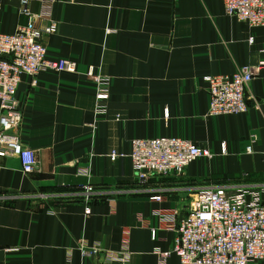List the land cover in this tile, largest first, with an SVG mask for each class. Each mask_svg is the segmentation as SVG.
Instances as JSON below:
<instances>
[{
	"label": "crops",
	"instance_id": "crops-1",
	"mask_svg": "<svg viewBox=\"0 0 264 264\" xmlns=\"http://www.w3.org/2000/svg\"><path fill=\"white\" fill-rule=\"evenodd\" d=\"M43 2L51 14L35 26L57 23L41 38L47 58L77 70L40 73L35 86L21 77L17 134L36 168L24 174L18 157H0V264H120L82 257L80 241L126 249L128 264H180L164 253L195 194L222 187L264 200V69L245 91L254 101L244 114L208 116L204 81L264 62L263 27L226 16L219 0H33L30 11ZM26 23L18 0H2L0 33ZM94 76L109 80L98 113ZM157 137L206 144L212 157L140 183L131 142Z\"/></svg>",
	"mask_w": 264,
	"mask_h": 264
},
{
	"label": "built area",
	"instance_id": "built-area-1",
	"mask_svg": "<svg viewBox=\"0 0 264 264\" xmlns=\"http://www.w3.org/2000/svg\"><path fill=\"white\" fill-rule=\"evenodd\" d=\"M33 0H18L20 14L27 23L12 34L0 33V157L16 156L24 174L36 168L34 152L24 146L18 137L22 113L16 99L21 77L37 83L43 72L75 73L77 64L68 59H48L46 48L41 43L45 35L54 34L57 23L49 21L37 28L39 18H49L50 4L43 2L38 14H33L29 5ZM226 16L247 24L251 28H264V0H219ZM2 0H0L1 5ZM110 33L109 30H106ZM252 42V39H249ZM262 69L264 62L256 66H243L232 75L205 76L208 94V116L239 115L246 113L250 102L246 96L250 82ZM91 75V72H90ZM95 113L102 110L100 103L108 99L109 80L94 76ZM246 151L251 153L250 146ZM122 155L112 152L110 159ZM210 148L206 144L194 143L177 137L135 139L131 142L129 158L134 178L142 183L154 175H181L197 159H210ZM87 175V174H83ZM90 193V186L81 187ZM152 200L159 201V197ZM84 215L90 214L85 207ZM177 237L167 258L174 254L180 264H249L264 261V200L258 193L239 189L229 192L222 187L201 190L194 196L192 209L178 221ZM154 237V232H152ZM82 257L98 256L106 262L128 264L129 252H100L96 247L88 248L79 242Z\"/></svg>",
	"mask_w": 264,
	"mask_h": 264
}]
</instances>
